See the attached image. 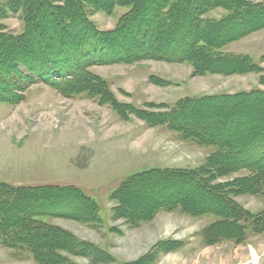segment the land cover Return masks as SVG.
I'll list each match as a JSON object with an SVG mask.
<instances>
[{"label": "trees", "instance_id": "obj_1", "mask_svg": "<svg viewBox=\"0 0 264 264\" xmlns=\"http://www.w3.org/2000/svg\"><path fill=\"white\" fill-rule=\"evenodd\" d=\"M128 10L112 31H101L89 18L115 7ZM225 14L209 17L216 10ZM19 14L21 34L0 24V100L43 83L72 96L85 94L108 104L124 120L165 127L185 140L215 147L200 166L151 167L121 182L111 194L112 212L131 226L150 222L161 211L214 215L204 231L208 245L242 241L248 229L264 233V209L252 214L235 197L264 198V90L183 98L174 107L147 108L115 99L88 69L95 65L145 59L191 64L196 74L256 73L264 68L249 55L225 53L230 43L264 29V4L252 0H0V22ZM260 79H264L261 77ZM104 85V86H103ZM240 171L248 176L231 177ZM134 198L141 203L133 209ZM101 205L74 185L12 186L0 182V234L10 248H27L39 264H75L74 256L101 261L108 253L79 240L40 217L101 223ZM182 242L158 244L149 254L177 250ZM95 252V253H94ZM104 261V260H103Z\"/></svg>", "mask_w": 264, "mask_h": 264}, {"label": "rangeland", "instance_id": "obj_2", "mask_svg": "<svg viewBox=\"0 0 264 264\" xmlns=\"http://www.w3.org/2000/svg\"><path fill=\"white\" fill-rule=\"evenodd\" d=\"M252 1L264 4V0ZM127 10L122 6L111 12L95 10L89 18L98 29L108 32ZM224 14L219 9L209 17ZM0 24L15 34L24 28L19 14H10ZM224 52L247 54L264 68V29L230 43ZM87 72L103 81L116 100L142 108L147 104L174 107L183 98L194 96L264 90V79H260L264 73L196 74L191 64L162 60L95 65ZM14 96L16 101L0 100V182L12 186L74 185L94 196L101 205L98 226L61 217L39 219L108 253V258H100L104 263L95 264H264V233L248 229L242 241L206 244L204 231L217 222L214 215L161 211L137 227L113 215L116 203L111 194L123 180L151 167L200 166L215 147L185 140L165 127H150L136 117L121 119L97 98L72 96L47 84L31 85ZM249 174L240 171L222 181ZM134 200L133 209H138L141 203ZM235 201L252 214L264 209L262 196L244 194ZM3 240L0 234V264H39L29 249L10 248ZM167 241L182 245L149 261L156 246ZM70 259L75 264H94L86 256L72 255Z\"/></svg>", "mask_w": 264, "mask_h": 264}]
</instances>
